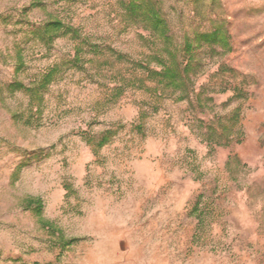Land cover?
Returning <instances> with one entry per match:
<instances>
[{
	"label": "rangeland",
	"instance_id": "1",
	"mask_svg": "<svg viewBox=\"0 0 264 264\" xmlns=\"http://www.w3.org/2000/svg\"><path fill=\"white\" fill-rule=\"evenodd\" d=\"M157 5L178 42L228 31L230 51L198 53L202 106L128 85L152 39L122 0H0V264H264V0ZM53 19L125 60L66 68L77 41ZM53 67L35 96L8 86ZM235 108L234 138L208 144Z\"/></svg>",
	"mask_w": 264,
	"mask_h": 264
},
{
	"label": "trees",
	"instance_id": "2",
	"mask_svg": "<svg viewBox=\"0 0 264 264\" xmlns=\"http://www.w3.org/2000/svg\"><path fill=\"white\" fill-rule=\"evenodd\" d=\"M125 16L132 22H139L143 29L150 33L151 44L148 53L143 55V59H127L132 71L139 70L142 74L132 76L128 80V85L145 86L149 94L155 98L162 97L166 92L174 96L176 100L190 99L195 96L198 105L202 106V92L195 91V77L204 71L205 62L199 56V51L203 47L210 50L225 53L231 50L228 31L222 22L216 23L209 30L195 31L192 36L186 35L178 42L170 32L157 0H122ZM44 26L50 29H62L63 33L70 34L77 41L74 54L69 59L63 61L67 67L83 68L86 59L84 54L93 53L99 55L106 53L108 57H114L117 62H123L125 55L117 52L111 47H105L99 43L91 42L86 37H80L78 30L70 25H65L58 19L47 21ZM217 47L220 49L217 51ZM55 73V67L44 73L36 86H24L21 82L13 81L8 84L12 89H24L30 92L31 96L36 95L40 88H43ZM130 73V72H129ZM132 73V72H131ZM134 75V74H131ZM122 79V78H121ZM150 80L154 85H146L145 81ZM125 87V84H124ZM110 100L117 98L123 91V85H115ZM236 93V91H235ZM34 98V97H33ZM211 100V97H205ZM207 102V101H204ZM155 108V107H153ZM239 110L235 108L231 114L224 116L227 121H223L221 115H214V118L205 123V131L202 133L204 140L212 145H228L233 137V132L239 120ZM113 131L105 130L96 142V147L108 141Z\"/></svg>",
	"mask_w": 264,
	"mask_h": 264
}]
</instances>
